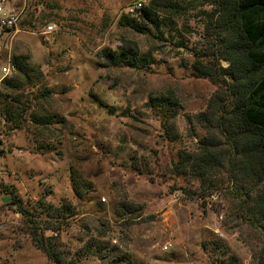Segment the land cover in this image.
<instances>
[{"label":"rangeland","instance_id":"rangeland-1","mask_svg":"<svg viewBox=\"0 0 264 264\" xmlns=\"http://www.w3.org/2000/svg\"><path fill=\"white\" fill-rule=\"evenodd\" d=\"M0 1L22 10L3 36L26 73L12 72L15 91L0 83V264H53L30 232L55 235L47 227L59 223L56 248L85 249L78 264H128L122 255L131 264H221L227 247L255 264L254 238L264 236L240 209L237 191L250 183L232 170L231 154L216 174L175 168L180 151L196 150L204 135L220 137L217 114L213 124L198 114L224 87L222 77L192 68L197 58L229 64L218 59L213 5L180 2L181 13L160 11L159 28L138 32L121 17L139 20L150 0ZM134 3L141 7L130 11ZM47 24L55 25L49 33ZM132 42L144 60L106 58ZM161 95L177 104L150 103ZM61 204L72 211L58 215L52 206Z\"/></svg>","mask_w":264,"mask_h":264},{"label":"trees","instance_id":"trees-1","mask_svg":"<svg viewBox=\"0 0 264 264\" xmlns=\"http://www.w3.org/2000/svg\"><path fill=\"white\" fill-rule=\"evenodd\" d=\"M184 1L187 0H150L147 6L139 9V20L133 16L122 15L121 21L135 31L147 32L150 26L159 28L158 12L181 13L184 7L180 2ZM205 1L214 7L213 11L208 13V18L219 45L218 59H227L229 64L225 67L217 64L214 68L197 58L192 63V68L202 76L222 77L224 87L211 97L208 111L198 114L199 119H208L210 124H213V115L217 114L216 127L220 137L218 139L211 134V137L204 135L196 150L180 151L175 168L179 172L189 171L197 177L216 174L226 162L228 151V155L231 154L228 163L232 170L250 183L245 191H237V195L242 197L240 209L247 208L246 219L251 228L255 233L264 236V0ZM132 44L133 47L125 50L108 49L106 58L119 65H133L140 56L144 60L146 54L140 55L135 42ZM12 60L19 75L26 76L14 57ZM1 85L12 91L20 87L16 77L11 75L4 78ZM2 96L0 90V99ZM217 102L219 108L214 110V104ZM150 103L173 106L177 104V100L161 95L151 97ZM109 111L112 109L109 108ZM209 112L212 117L210 120ZM6 113H9L8 109ZM216 127L212 125L209 133ZM221 137L226 139L227 147H223ZM52 209L57 211L58 215L72 211L70 204H61L56 208L52 206ZM59 226L47 227L55 232V235L51 236L39 234L37 229L32 228L31 241L53 264H78L80 254L86 251L81 249L75 255L58 251L56 239H59ZM254 240L255 246H259L254 252L255 264H264V238ZM227 253L228 247L225 253L227 256L222 258L221 264H243L235 254ZM119 260L131 264V260L125 255L120 256Z\"/></svg>","mask_w":264,"mask_h":264},{"label":"built area","instance_id":"built-area-1","mask_svg":"<svg viewBox=\"0 0 264 264\" xmlns=\"http://www.w3.org/2000/svg\"><path fill=\"white\" fill-rule=\"evenodd\" d=\"M141 4H132L130 6V11L139 9ZM22 10L16 9L14 7H9L4 4L3 1H0V83L4 78L11 75L14 71V64L10 50L7 45L4 43L5 34L9 33L11 30L15 29L19 24L21 19ZM54 24H47L45 33H49L54 29ZM171 246L170 242H167L163 245L162 249L167 250Z\"/></svg>","mask_w":264,"mask_h":264}]
</instances>
